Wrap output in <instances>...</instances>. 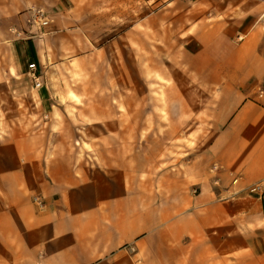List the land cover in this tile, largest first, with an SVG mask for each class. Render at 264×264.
<instances>
[{
	"label": "crops",
	"instance_id": "obj_1",
	"mask_svg": "<svg viewBox=\"0 0 264 264\" xmlns=\"http://www.w3.org/2000/svg\"><path fill=\"white\" fill-rule=\"evenodd\" d=\"M89 5L0 0L4 102L37 97L45 117L57 116L50 88L76 63V23ZM31 7L46 9L50 25L28 27ZM171 16L184 41L171 126L151 133L164 149L151 146L143 160L142 144H126L121 130L82 145L56 117L0 134V264H264V194L248 190L264 181V0H190Z\"/></svg>",
	"mask_w": 264,
	"mask_h": 264
},
{
	"label": "rangeland",
	"instance_id": "obj_2",
	"mask_svg": "<svg viewBox=\"0 0 264 264\" xmlns=\"http://www.w3.org/2000/svg\"><path fill=\"white\" fill-rule=\"evenodd\" d=\"M91 1L95 5L83 6L76 23L81 35L73 52L76 63L64 65L49 87L57 100V129H76L74 142L82 145L113 142L121 130L126 144H142L145 160L151 146L164 149L165 137L152 136L153 130L163 132L172 123L167 96L184 38L171 15L190 0ZM2 96L0 89V134L23 136L48 128L54 119L44 116L37 97L21 107ZM195 138L183 142L192 146Z\"/></svg>",
	"mask_w": 264,
	"mask_h": 264
},
{
	"label": "built area",
	"instance_id": "obj_3",
	"mask_svg": "<svg viewBox=\"0 0 264 264\" xmlns=\"http://www.w3.org/2000/svg\"><path fill=\"white\" fill-rule=\"evenodd\" d=\"M52 22V18L49 15L48 11L44 8L40 7H31L28 10V17L25 20V23L28 27H36V28H45L50 25ZM13 32L17 36H24L25 32L19 31L17 29H12ZM28 72L31 75V78L34 83L35 88H41L43 86V81L41 79V75L38 73L37 65L36 63H29L28 64ZM258 93L260 96H264V82L263 84L258 88ZM216 168V167H215ZM240 177H236L233 180V184H236L239 181ZM250 194H264V181L252 185L249 189ZM34 201L37 202L40 206H43V201L40 197H35Z\"/></svg>",
	"mask_w": 264,
	"mask_h": 264
}]
</instances>
